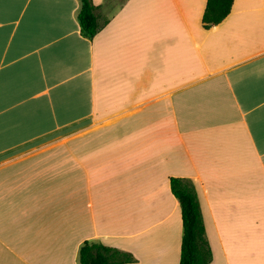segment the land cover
Instances as JSON below:
<instances>
[{"label": "crops", "instance_id": "0c3cea01", "mask_svg": "<svg viewBox=\"0 0 264 264\" xmlns=\"http://www.w3.org/2000/svg\"><path fill=\"white\" fill-rule=\"evenodd\" d=\"M0 0V264H178L169 176L196 192L211 258L264 264V0Z\"/></svg>", "mask_w": 264, "mask_h": 264}, {"label": "trees", "instance_id": "16d2710c", "mask_svg": "<svg viewBox=\"0 0 264 264\" xmlns=\"http://www.w3.org/2000/svg\"><path fill=\"white\" fill-rule=\"evenodd\" d=\"M232 0H205L201 12V24L208 27L220 21L229 11ZM96 4L92 0H80L76 18L81 34L91 37L99 27ZM169 188L179 204L181 234L178 264H205L211 258V250L204 232L198 198L192 183L180 176H169ZM127 251L100 241L83 239L77 249L78 264H124L133 260Z\"/></svg>", "mask_w": 264, "mask_h": 264}]
</instances>
